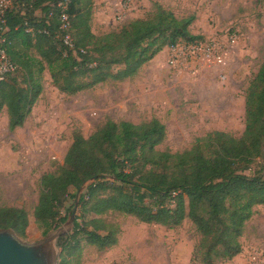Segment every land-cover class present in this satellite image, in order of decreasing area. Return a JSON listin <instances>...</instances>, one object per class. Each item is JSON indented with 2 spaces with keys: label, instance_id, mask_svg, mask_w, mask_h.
<instances>
[{
  "label": "trees",
  "instance_id": "obj_1",
  "mask_svg": "<svg viewBox=\"0 0 264 264\" xmlns=\"http://www.w3.org/2000/svg\"><path fill=\"white\" fill-rule=\"evenodd\" d=\"M11 1L3 47L16 70L0 82V115L6 110L12 132L32 114L46 73L59 93L76 96L108 81L135 78L166 48L206 39L195 34L194 16L180 17L160 3L148 16L98 35L93 32L96 0H71L66 13L74 47L69 48L61 30V0ZM244 99L240 137L212 131L184 152L158 149L167 128L156 118L140 124L107 120L88 138L74 132L63 165L42 176L34 211L47 233L75 214L73 230L57 241L60 264H78L71 259L82 241L100 250L118 244L120 226L102 218L109 213L168 229L190 221L199 236L196 264L238 257L247 222L264 206V166L253 170L264 164V64ZM28 227L24 208L0 206V229L24 238Z\"/></svg>",
  "mask_w": 264,
  "mask_h": 264
},
{
  "label": "rangeland",
  "instance_id": "obj_2",
  "mask_svg": "<svg viewBox=\"0 0 264 264\" xmlns=\"http://www.w3.org/2000/svg\"><path fill=\"white\" fill-rule=\"evenodd\" d=\"M97 1V13L105 9L107 16V0ZM118 1L121 9L111 12L117 23L108 31L132 21L133 13L148 16L153 4L160 3L180 17L194 16L196 34L217 40V52L194 72L176 73L168 68L166 52L131 80L108 81L76 96L59 93L46 73L43 94L23 128L10 131L4 110L0 115V206L27 211L29 227L20 238L25 243L39 242L53 231L47 233L34 217L40 181L63 165L74 132L88 138L107 120L140 124L156 118L167 128V139L158 149L173 153L190 149L212 131L237 137L244 132V92L264 64V0H132L123 18L126 0ZM93 27L96 34L105 33L95 21ZM232 34L236 41H229ZM102 218L120 226L118 244L100 250L82 241L79 255L71 259L74 263L196 264L193 255L199 236L190 221L168 229L119 213ZM241 242L243 252L223 264H264V206L255 208ZM57 254L60 264L58 247Z\"/></svg>",
  "mask_w": 264,
  "mask_h": 264
},
{
  "label": "built area",
  "instance_id": "obj_3",
  "mask_svg": "<svg viewBox=\"0 0 264 264\" xmlns=\"http://www.w3.org/2000/svg\"><path fill=\"white\" fill-rule=\"evenodd\" d=\"M71 0H61L58 7L62 9L61 15V30L66 34L63 37V42L69 48H73V39L70 34V19L66 13V9ZM132 0H126L123 6V13L121 18L126 15L127 8H130ZM12 7L11 0H0V82L5 77L15 72L16 66L9 59L6 49L3 47V35L7 31L6 28V12ZM229 41H236V34L230 35ZM215 39L206 38L203 41L194 43H179L168 48V68L171 72H194L202 65L211 62L214 54L217 52L219 42Z\"/></svg>",
  "mask_w": 264,
  "mask_h": 264
},
{
  "label": "water",
  "instance_id": "obj_4",
  "mask_svg": "<svg viewBox=\"0 0 264 264\" xmlns=\"http://www.w3.org/2000/svg\"><path fill=\"white\" fill-rule=\"evenodd\" d=\"M78 203L79 196L76 206ZM74 221L72 214L43 240L31 244L23 242L12 229H0V264H58L57 241L73 230Z\"/></svg>",
  "mask_w": 264,
  "mask_h": 264
},
{
  "label": "crops",
  "instance_id": "obj_5",
  "mask_svg": "<svg viewBox=\"0 0 264 264\" xmlns=\"http://www.w3.org/2000/svg\"><path fill=\"white\" fill-rule=\"evenodd\" d=\"M108 2V6H107V16L106 14L104 13L105 12V9L100 12V13H97V3L98 1L96 0L95 2V16L94 18H97V19H94L95 21V26H96V23H98L99 25V29H104L103 31L106 32V29H107V32H109L108 30H110L111 27H113L117 22L115 20H112L111 18V12L112 11H116V10H119L121 9V4L119 3L118 0H107ZM127 18V17H126ZM139 18L138 14L136 13H133L132 14V20L134 19H137ZM97 21V22H96ZM94 24V22H93ZM115 30V29H114ZM195 30V29H194ZM93 32H95V28L93 27ZM195 32V31H194ZM196 34V32H195ZM168 52V48H166L163 52H161L157 57H155V59H153L150 63H154L156 62V60L162 56V54ZM149 64V63H148ZM146 66V65H145Z\"/></svg>",
  "mask_w": 264,
  "mask_h": 264
}]
</instances>
